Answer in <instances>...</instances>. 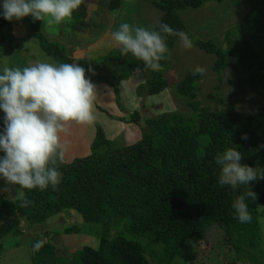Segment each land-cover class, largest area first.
<instances>
[{
    "label": "trees",
    "instance_id": "trees-1",
    "mask_svg": "<svg viewBox=\"0 0 264 264\" xmlns=\"http://www.w3.org/2000/svg\"><path fill=\"white\" fill-rule=\"evenodd\" d=\"M207 1L210 0H150V3L161 11L160 23L182 31L178 13L199 8ZM120 5V0H109L105 9L115 12ZM257 5L247 11L244 22L264 40V0ZM22 22L47 58L56 63H79L86 70L91 68L86 76L93 83L103 80L111 87L107 77L99 76L110 57L101 60L99 66L82 59L73 62L65 46L49 41L41 33V21L25 17ZM14 41L12 21L0 19V44L11 46ZM176 41L175 36L166 37L169 51L156 72L146 69L130 54L119 52L116 59L129 75L146 72V92L150 96L159 95L168 86L166 68ZM226 43L222 49L212 41L195 42L200 50L215 57L211 69L218 80L230 69L246 77L250 91L264 92V54L249 41L240 46L231 40ZM201 74L197 69L189 70L175 85L176 96L189 102L192 109L189 117L173 114L147 119L140 132L141 139L122 147L107 139L101 126L95 123L88 155L70 163L64 158L57 161L55 166L61 172L57 186L25 190L26 205L21 200L10 201L0 196V245L6 238H14L15 247L22 244L17 240L22 235L21 221L32 230L50 217L72 210L85 223L101 227L97 247L68 251L62 244L57 251V235L50 238L46 233L34 235L32 231V264H204L206 257L197 251L184 262L176 257L187 241L197 245L214 236L219 237V244L227 251L221 264H264V237L259 222L263 216L260 208H264V179L249 182L256 195L254 201H246L252 219L240 223L230 205L247 187L241 185L236 190L221 187L217 179L219 168L214 162L218 152L232 147L241 154V164L264 168V111L239 115L233 110L201 108L194 101L200 91ZM120 79H114L117 85ZM114 92L117 93L115 89ZM208 99L213 97L209 95ZM137 119L134 113L130 121L136 124ZM71 231L74 230L67 229L66 234Z\"/></svg>",
    "mask_w": 264,
    "mask_h": 264
},
{
    "label": "rangeland",
    "instance_id": "rangeland-1",
    "mask_svg": "<svg viewBox=\"0 0 264 264\" xmlns=\"http://www.w3.org/2000/svg\"><path fill=\"white\" fill-rule=\"evenodd\" d=\"M107 2L109 0H81L80 6L73 11L72 16L62 23L49 25L46 20L41 21V33L49 41L65 46L73 62L82 59L99 66L101 60L110 57L99 76L107 77L111 87L103 83V80L99 81L100 83L92 82L96 92L93 121L84 125H69L60 133V147L67 163L88 155L95 123L101 126L107 139L113 141L117 147H122L141 139L140 132L145 128L144 122L147 119H159L173 114L189 117L192 113L189 102L176 96L175 85L192 69H200L202 73V79L198 83L200 91L194 100L201 108L212 111L233 110L239 115L264 111V92L261 89L259 92L250 91L246 77L230 69L225 70L221 74V80H218L211 69L215 57L200 50L195 44L196 41H212L225 49L227 40L233 41L235 46L249 41L264 54V40L261 36L260 40L244 22L247 11L258 6L261 0H210L199 8L178 13L183 24L182 31L191 38L192 46L185 49L177 39L168 57L165 74L168 86L155 96L148 95L145 90L148 78L146 72H133L129 75L127 70L119 65L116 59L119 49L112 41L111 33L122 22L154 28L160 23L161 11L153 7L150 0H120L118 10L108 12L105 9ZM104 21L110 24L103 30ZM12 25L15 41L11 46L0 44L3 51H0V69L5 66L24 67L35 61L50 60L41 52L37 40L30 37L22 20H13ZM124 76L126 77L123 78ZM114 79L122 81L117 85ZM209 95L213 99H208ZM134 113L138 118L136 124L130 121ZM5 187L7 191L3 190ZM0 196L10 201L18 200L16 186L6 185L0 180ZM260 211L263 216L259 222L264 237V208H260ZM20 229L22 235L17 240L22 244L18 247H15L14 238H6L1 242L0 264H32V231L35 232L34 235L46 233L50 238L57 235V251L62 244L68 251L83 246L96 248L101 232L99 225L85 223L82 217L72 210L50 217L32 230L21 221ZM67 229L74 231L66 234ZM26 231L30 235L26 233L27 238L24 237ZM215 237L197 245L187 241L182 253L176 257L177 261H187L197 251L206 257L203 258L204 264H221L227 251L219 244V237ZM65 239L70 241H63Z\"/></svg>",
    "mask_w": 264,
    "mask_h": 264
},
{
    "label": "clouds",
    "instance_id": "clouds-1",
    "mask_svg": "<svg viewBox=\"0 0 264 264\" xmlns=\"http://www.w3.org/2000/svg\"><path fill=\"white\" fill-rule=\"evenodd\" d=\"M80 4L81 0H0V19L11 22L30 17L32 21L46 20L49 25L60 24ZM167 36H175L185 49L192 46L187 33L165 23L149 28L122 22L111 33L121 55L130 54L153 72L161 69L160 61L169 51ZM86 71L92 70L79 63L51 60L0 69V180L16 186V198L25 205V190L54 188L61 181L55 166L64 157L60 133L69 125L89 124L94 119L95 85ZM241 159L236 148L229 147L218 152L214 162L221 187H247L230 206L238 222L248 223L252 217L246 201L256 198L249 182L264 179V168L241 164Z\"/></svg>",
    "mask_w": 264,
    "mask_h": 264
},
{
    "label": "crops",
    "instance_id": "crops-1",
    "mask_svg": "<svg viewBox=\"0 0 264 264\" xmlns=\"http://www.w3.org/2000/svg\"><path fill=\"white\" fill-rule=\"evenodd\" d=\"M109 24H110L109 22L104 21V24H102L103 30L106 29ZM24 237L27 238L28 237L27 234Z\"/></svg>",
    "mask_w": 264,
    "mask_h": 264
}]
</instances>
